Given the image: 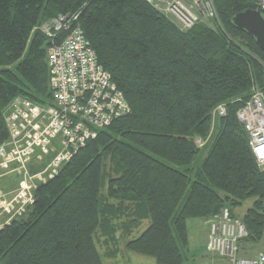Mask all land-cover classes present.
<instances>
[{
  "label": "trees",
  "instance_id": "trees-1",
  "mask_svg": "<svg viewBox=\"0 0 264 264\" xmlns=\"http://www.w3.org/2000/svg\"><path fill=\"white\" fill-rule=\"evenodd\" d=\"M212 1L215 17L182 31L147 0H0V145L15 98L52 105L47 51L73 26L127 104L37 184L25 212L0 219V264H103L97 239L116 245L117 225L124 234L147 217L146 228L123 242L126 251L183 264L188 222L223 207L244 224V239L262 237L264 171L236 111L255 87L264 94V51L231 23L236 12L258 7ZM58 16L66 25L55 30ZM250 196L252 206L236 215Z\"/></svg>",
  "mask_w": 264,
  "mask_h": 264
},
{
  "label": "built area",
  "instance_id": "built-area-1",
  "mask_svg": "<svg viewBox=\"0 0 264 264\" xmlns=\"http://www.w3.org/2000/svg\"><path fill=\"white\" fill-rule=\"evenodd\" d=\"M147 1L165 16L171 17L177 27L183 29L216 15L212 0ZM253 1L258 7L257 10L264 13V0ZM66 20L67 16H58L52 21L54 29L59 30L65 26ZM44 29L47 31L49 27ZM68 31L60 42L53 44L47 51L53 103L46 106V114H43L45 110L31 104V101L17 97L10 103L5 115L9 138L0 145V171L18 173L22 176L20 183H25L31 176L42 175L41 172L36 174L23 172L30 159L27 146L31 141H35L37 136L42 143V151L46 150L44 146L49 144L51 139L60 136L64 142L65 149L62 150L66 153L57 154L52 160L53 168L48 170L52 177L74 152L84 146L89 137L95 136L94 128L108 125L113 117L127 111V104L121 92L98 62L81 29L73 26ZM216 111L223 115L225 106L220 105ZM236 116L248 134V144L257 166L264 171V94L259 88L255 87L252 90L250 97L237 109ZM52 117L58 123H51ZM47 118L50 119L47 121ZM49 120L50 123H47ZM43 128H46V131H43ZM31 131L32 135L29 133ZM27 136L29 139L26 142ZM10 150H17L15 152L19 156L18 165L10 166L9 161L13 159ZM37 180L46 181H43V178ZM16 195L9 199L8 203L0 201L5 203H0V211L11 209L8 213L15 216L25 212L33 201V192L27 201L28 205L27 203L22 205L23 190L20 189L18 196ZM204 223L208 229L206 247L220 258L223 264H264V247L251 257L238 255L240 251L238 242L247 236V230L238 217L231 216L227 207L221 208Z\"/></svg>",
  "mask_w": 264,
  "mask_h": 264
},
{
  "label": "rangeland",
  "instance_id": "rangeland-1",
  "mask_svg": "<svg viewBox=\"0 0 264 264\" xmlns=\"http://www.w3.org/2000/svg\"><path fill=\"white\" fill-rule=\"evenodd\" d=\"M167 19L176 25V23L173 21L171 17L168 16ZM178 28L182 31H185V30L190 29L191 27L186 28V29H183L182 27H178ZM31 104H35V103L31 102ZM35 105L39 109L43 111L45 110L43 114H46V109H47L46 106H41L39 104H35ZM53 117L51 118L52 119L51 123H58V121L54 120ZM48 119L50 118H47V121ZM47 123H50V120ZM44 130L46 131V128H43V131ZM29 133L30 135H32L33 131ZM214 136H215V132L211 135L210 139L207 142L205 141L201 144L200 147L202 148L199 149L195 159L193 160L191 164L193 168H197L201 164L203 158L206 156L212 144ZM38 138L39 137L37 136V139L35 141H31V143H29L27 146V151L30 152V159L28 160L23 172L28 171L29 174L30 173L36 174V173L41 172L42 175L37 174L35 176H31L29 179H27L25 183L24 182L20 183V179L22 178V176L19 175L18 173L15 172L16 173L15 174L14 172L10 173V172L0 171V201H6V203H8V200L14 197V195H16L17 193L19 194L20 189H21L23 190L22 198L24 199L22 202V205H25L30 198V194H32L33 192L32 188L34 187V185L42 182V180H37V179L43 178V181H44L50 178L51 173L48 174L49 173L48 170L53 168L52 160H54L57 154L65 152V150H62V149H65L64 142H62L60 136L54 139H51L50 143L44 146L47 151L46 150L42 151L43 150L41 148L42 143L39 141ZM28 139H29V136L26 137V142L28 141ZM10 151L13 154V159L9 161L10 166H15V164L18 165L17 158L19 156L17 152H15L17 150H14V151L10 150ZM27 151H25V153H27ZM12 154H10V156H12ZM14 175H15V178L13 177ZM27 182L31 183L32 186L31 185L29 186ZM22 185H25V187L24 186L22 187ZM18 194L16 196H18ZM254 200H255V197L253 196L245 198L241 202L240 205L233 208L234 213L238 216H241L248 207L252 206ZM263 202H264V199H263ZM0 203L5 204L4 202H0ZM10 211L11 209L0 211V219L3 218L5 214H8L14 217L15 215L8 213ZM206 219L207 218L197 219V221L195 220L194 222H192L193 224L188 222V224H190L189 228H191L189 232V250L184 253L185 257H184L183 264H223L222 260L220 261V258H218L213 253H211L206 247L207 240H208L207 238L208 229H207L206 223H204ZM149 222H150V218L147 217L146 219L141 221L136 226L129 225V231L126 230L125 231L126 233L124 234L122 233L121 228H119V225H117L118 228L116 231V241H117L116 245L108 244V240L107 239L104 240L105 239L104 237H102L100 240L97 239L96 241L97 249L101 255L102 263L103 264H159L150 255L126 251L123 245V242H125L129 238H133L137 236L144 228H146ZM238 245L240 247V251L238 255L251 257L264 247V233L260 239L255 240V241L241 239L239 240ZM193 246H196L194 251L192 248ZM109 248L116 249L117 251L116 255L114 256L105 255V251H107V249Z\"/></svg>",
  "mask_w": 264,
  "mask_h": 264
},
{
  "label": "water",
  "instance_id": "water-1",
  "mask_svg": "<svg viewBox=\"0 0 264 264\" xmlns=\"http://www.w3.org/2000/svg\"><path fill=\"white\" fill-rule=\"evenodd\" d=\"M231 23L250 35L256 45L264 51V15L257 9H244L231 17Z\"/></svg>",
  "mask_w": 264,
  "mask_h": 264
},
{
  "label": "bare ground",
  "instance_id": "bare-ground-1",
  "mask_svg": "<svg viewBox=\"0 0 264 264\" xmlns=\"http://www.w3.org/2000/svg\"><path fill=\"white\" fill-rule=\"evenodd\" d=\"M44 109V108H43ZM118 117H120V116H118ZM113 119V118H112ZM112 121V120H111Z\"/></svg>",
  "mask_w": 264,
  "mask_h": 264
},
{
  "label": "crops",
  "instance_id": "crops-1",
  "mask_svg": "<svg viewBox=\"0 0 264 264\" xmlns=\"http://www.w3.org/2000/svg\"><path fill=\"white\" fill-rule=\"evenodd\" d=\"M220 261H221V259H220Z\"/></svg>",
  "mask_w": 264,
  "mask_h": 264
}]
</instances>
